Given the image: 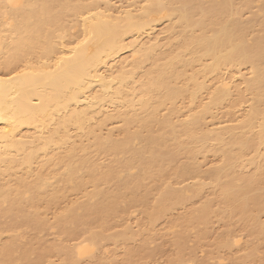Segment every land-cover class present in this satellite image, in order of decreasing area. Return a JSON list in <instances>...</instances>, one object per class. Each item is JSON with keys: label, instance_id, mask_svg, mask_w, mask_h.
Masks as SVG:
<instances>
[{"label": "bare ground", "instance_id": "6f19581e", "mask_svg": "<svg viewBox=\"0 0 264 264\" xmlns=\"http://www.w3.org/2000/svg\"><path fill=\"white\" fill-rule=\"evenodd\" d=\"M262 217L264 0H0V264H209L214 218L247 262Z\"/></svg>", "mask_w": 264, "mask_h": 264}, {"label": "rangeland", "instance_id": "374dc122", "mask_svg": "<svg viewBox=\"0 0 264 264\" xmlns=\"http://www.w3.org/2000/svg\"><path fill=\"white\" fill-rule=\"evenodd\" d=\"M179 213V212H178ZM177 212L176 213H173L171 218H173L176 214H178ZM217 220V219H216ZM215 220V218L211 221V224L209 222L208 226L206 227L209 231V235L207 236V238L201 242V244L199 245V251H202L204 253V255L201 254V252L199 253L198 249H197V258L199 260L201 259H205L206 261H209L208 263H212V259L214 260L215 259V256H217L216 254V251L217 250H220L219 248L217 249L215 246H217L216 244L219 242V237L222 233H224L225 231V228H224V224L223 223H218L217 221ZM235 220V221H234ZM232 221V227L231 229L233 230V232L238 235V236H241L242 235V241L244 242L247 237H246V233L243 232V229H244V224L243 222L241 223V221H238V219H234ZM262 221H264V217L261 218ZM165 219L162 220V221H159L157 226H158V229L160 230L161 228L164 227V223H165ZM220 222V221H219ZM218 223V224H217ZM241 223V224H240ZM243 227V228H242ZM209 228V229H208ZM207 231V232H208ZM241 232V233H240ZM193 239V235H192V238L190 237V240ZM163 239L161 238L160 240L157 239L156 241V246H160L159 244H161L163 241ZM166 239H164V242L162 243V245H164V252H162L160 255L156 256L155 259H153L152 261H156L154 262L155 264H166L167 260H168V257H173V252H174V249L169 245V240L167 239V241H165ZM193 241V240H192ZM192 241H189L191 243H189V246H192L193 242ZM218 241V242H217ZM242 242V244H243ZM215 243V244H214ZM191 244V245H190ZM264 244V243H263ZM262 244L261 246V242L259 243V246L260 249H257L258 252H260V255H255L254 258H251L249 261H245V260H242V257L246 252L242 251L240 253H237V248H233L232 250H228V249H225L223 250L221 248V250L219 251V255L221 258H224V263L223 264H264V262L259 259V258H262L264 257V245ZM214 245V246H213ZM169 247V248H167ZM202 249V250H201ZM210 249V250H209ZM212 249V250H211ZM173 250V251H172ZM215 250V251H214ZM209 251V252H208ZM212 251V253H211ZM223 251V252H222ZM248 252V251H247ZM170 255V256H169ZM203 256V257H201ZM206 256V257H205ZM212 256V257H211ZM260 256V257H258ZM257 257V258H256ZM210 258V259H209ZM240 258V259H238ZM255 258H256V262H255ZM150 260V259H149ZM211 260V261H210ZM254 260V261H253ZM152 261H148V260H143L142 262L140 263H137V264H154ZM205 261V262H206ZM242 261V262H241ZM245 261V262H244ZM259 261V262H257ZM215 262V261H213ZM249 262V263H248ZM255 262V263H254Z\"/></svg>", "mask_w": 264, "mask_h": 264}]
</instances>
